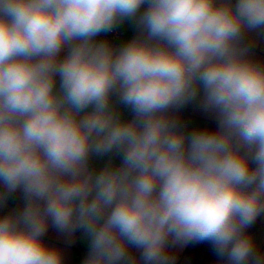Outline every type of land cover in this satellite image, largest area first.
<instances>
[{"label":"clouds","instance_id":"clouds-1","mask_svg":"<svg viewBox=\"0 0 264 264\" xmlns=\"http://www.w3.org/2000/svg\"><path fill=\"white\" fill-rule=\"evenodd\" d=\"M126 21L130 40L97 39ZM256 30L264 0H0V205L24 196L0 215V264H64L50 224L84 233L83 264H172L193 241L264 264ZM197 99L216 129L173 114Z\"/></svg>","mask_w":264,"mask_h":264},{"label":"crops","instance_id":"crops-1","mask_svg":"<svg viewBox=\"0 0 264 264\" xmlns=\"http://www.w3.org/2000/svg\"><path fill=\"white\" fill-rule=\"evenodd\" d=\"M115 29L121 33L110 42L117 46L130 40L137 34V26L130 21L124 22ZM103 36H105V34H101L97 37V39L103 40ZM245 39L246 42H251L250 54L252 57L264 63V30L253 31L247 34ZM124 114L125 117L128 118L131 111L124 109ZM173 114L180 119V121L185 125L186 130L189 132L198 127H208L213 130L217 127V121L214 114L205 111L198 99L186 104L183 108L174 110ZM108 159V156L97 158L94 161V164L102 167ZM113 159L116 163H119V157H114ZM23 205V193L17 191L15 194L10 196L6 202L0 205V215L18 210L22 208ZM250 234L256 242L258 251L264 253V214H261V222L259 226ZM44 239L50 246L60 249L63 254L64 264H83V260L89 250V240L81 230H77L73 233H66L59 231L50 224ZM186 246L187 244L175 245L171 247V255L174 257L172 264H193L185 252ZM131 251L139 261V250L132 249ZM139 264H142V261H140ZM221 264H227V261L224 260Z\"/></svg>","mask_w":264,"mask_h":264},{"label":"trees","instance_id":"trees-1","mask_svg":"<svg viewBox=\"0 0 264 264\" xmlns=\"http://www.w3.org/2000/svg\"><path fill=\"white\" fill-rule=\"evenodd\" d=\"M260 222L261 215L247 229V232H253ZM185 252L193 264H221L224 261L216 254L215 249L209 242H190L187 244Z\"/></svg>","mask_w":264,"mask_h":264},{"label":"built area","instance_id":"built-area-1","mask_svg":"<svg viewBox=\"0 0 264 264\" xmlns=\"http://www.w3.org/2000/svg\"><path fill=\"white\" fill-rule=\"evenodd\" d=\"M121 32L118 31L117 29H113V31L109 32V33H106L105 36H103L104 39H107L109 41H112L114 40ZM132 116V113L129 115V119L131 118Z\"/></svg>","mask_w":264,"mask_h":264}]
</instances>
